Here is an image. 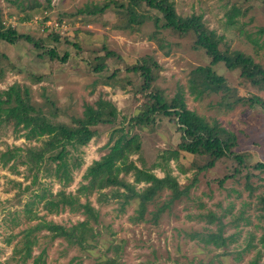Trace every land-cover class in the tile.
<instances>
[{"label":"trees","instance_id":"trees-1","mask_svg":"<svg viewBox=\"0 0 264 264\" xmlns=\"http://www.w3.org/2000/svg\"><path fill=\"white\" fill-rule=\"evenodd\" d=\"M254 1L264 7V0ZM44 2L46 5L42 7L40 14L50 8V0ZM18 8L24 14L26 10L32 14L41 9V6L34 0L27 8ZM246 13L237 4L231 5L224 12L223 27L245 39L258 53L264 49V27L258 28L253 35L245 32V24L240 20ZM31 14L25 15L20 21H30ZM77 14L114 18L115 22L109 29L120 31H137L146 22H150L154 30L148 35V40L154 41L164 50L165 55H169L170 49L160 37L162 32L169 31L180 38L191 36V48L202 52L210 62L207 66L192 69L186 87L179 86L174 95L167 98L158 86L160 66L152 56L144 55L129 64L106 46L88 52L89 57L83 62L85 69L97 77L94 84L100 82L106 87H119L131 94L136 113L122 118L112 101L99 97L92 104L84 103L79 116H69L67 121H62L58 120L59 109L47 98L40 105L32 103L27 85L15 83L0 90V134L10 133L13 141H24L20 146L6 145L5 149L0 150V169L23 178L22 182L9 180L11 188L7 191L16 190L17 196L29 195L21 211L8 213L9 217L4 219L5 227L10 229L5 237L6 246H11L12 241H16L12 245L8 263L27 264L31 261L32 264H45V249L33 256V248L38 245L40 234L50 242L61 239L68 247L85 253L96 248L99 232L94 226L98 224L99 212L88 199L93 195L99 207L112 200L117 202L121 212L125 207L136 204L132 222L140 223L144 221L147 207L167 191V199L152 213V220L156 222L160 214L170 209L174 202L187 198L196 182L194 178L190 185L180 186L168 167L170 161L177 163L182 174L187 169L179 165L181 158L192 157L190 167L198 173L213 169L223 160L234 162L232 174L224 175L217 181L220 187L227 180L240 176L242 171H246L247 180L250 170L264 172V162L252 163L249 152L235 151L238 139L233 132L222 127L217 119H206L189 110L185 99L186 93L195 102L215 97L214 106L220 111L229 112L236 108L260 109L264 115V68L252 56L232 50L224 35H217L207 27L201 14L188 17L178 15L171 0H103L100 4L85 6ZM47 19L49 18H43L44 21ZM62 20L60 15L57 21ZM49 36L52 43H47L41 36L19 33L15 27H5L0 10V42L9 45L18 42L29 44L36 61L49 64L65 65L72 56L80 55L82 47L78 42L57 32ZM217 64H223L228 71L237 70L243 84H247L256 94H240L223 76L215 72ZM16 72L20 74L23 71L16 69ZM129 74L135 75L137 81L133 82L125 77ZM25 75L33 84L43 79V75H34L29 71ZM163 120L173 125L179 133V141L174 148L158 153V162L145 167L141 160L142 136L139 132L145 129L153 132L157 126L162 125ZM124 121L125 126L122 125ZM101 129L108 130V138L99 149V159L86 167L77 189L67 192L66 189L73 181V173L82 165L80 149L97 137ZM134 156H137L136 160L132 159ZM155 168H161L164 175L156 176L153 172ZM41 179H47L48 182H42ZM23 182L29 183L23 186ZM53 182L59 187L55 193L49 188ZM33 187H36L35 191L32 190ZM257 200V210L260 212L258 222L263 220L264 223V193ZM37 205H41L39 210L44 216L58 215L68 210L80 215L82 220L68 227L47 222L43 216L38 217V213L33 211ZM213 220L214 218H208V224ZM33 221H36L35 225L14 234L20 223L26 225ZM222 232L223 226L218 221L216 233H209L200 238V241L215 249L235 242L231 237L223 238ZM105 250L110 251L113 256L104 255L95 264H120L121 246L112 245L110 249L107 246ZM251 251L253 255L246 264H264L263 228L259 237L248 235L243 252ZM239 256L241 253L237 254V260H240Z\"/></svg>","mask_w":264,"mask_h":264},{"label":"rangeland","instance_id":"rangeland-1","mask_svg":"<svg viewBox=\"0 0 264 264\" xmlns=\"http://www.w3.org/2000/svg\"><path fill=\"white\" fill-rule=\"evenodd\" d=\"M35 1L40 3L41 9L33 11L32 14L26 10L24 14L18 6L27 8L34 0H0L3 25L15 27L19 33L41 36L47 43H52L49 36L51 33L63 34L81 45V53L78 57L72 56L65 65L49 64L45 61H36L32 46L29 44L18 42L9 45L0 42V90L7 89L15 83L27 85L34 105L42 104L45 98L54 103L60 113L58 120L67 121L69 116H79L84 103L92 104L99 97L112 101L121 118L136 113V105L132 103L130 93L119 87L103 86L100 82L94 84L97 77L85 69L83 61L88 59V52L98 50L101 46H106L119 54L129 64L144 55L152 56L160 66L158 86L167 98H171L179 86L186 87L192 69L207 66L210 62L202 52L191 48L193 42L191 36L180 38L169 31L162 32L160 37L170 49L169 55H165L164 50H161L154 41L148 40V35L154 30L150 22H146L137 31H120L109 29L115 22L114 18L108 16L95 18L77 14L85 6L100 4L103 0H50V8L41 14L40 11L46 2ZM171 1L178 15L188 17L192 14H201L207 27L214 30L217 35H224L232 50L252 56L264 68V49L257 53L245 39L237 37L232 30L223 27L225 10L237 4L241 11H247L240 20L245 24V32L253 35L258 28L264 27L263 6L254 0ZM28 14H31L30 21H20ZM60 15L63 20L58 22L57 18ZM44 17L49 19L44 21ZM72 53L74 55V52ZM16 69L23 72L19 74ZM214 70L240 94H256L247 84H243L237 70L228 71L223 64H217ZM28 71L34 75H43V79L33 84L25 75ZM125 77L133 82L137 81L133 74ZM185 99L189 110L206 119H217L222 127L236 135L238 148L235 151L249 152L252 163L264 162V115L260 109L236 108L223 112L214 106L215 97L195 102L186 93ZM163 121L153 132H148L147 129L139 132L142 136L141 160L145 167L158 162L156 155L163 150L174 148L179 141V133L175 131L173 125L166 120ZM122 125L125 126L126 121ZM107 138L108 130L101 129L97 137L80 149L82 165L73 173V181L66 189L67 192H74L77 189L86 167L99 159L101 155L99 149L106 143ZM23 143V140L13 141L10 133L0 134V150L5 149L6 145L20 146ZM132 159L136 160L137 156ZM192 161V157L179 159V165L187 169L184 174L179 171L176 162H169L168 167L180 186L190 185L194 178L196 182L188 197L174 202L170 209L160 214L156 222L152 220V213L167 199V191L161 193L147 207L144 221L140 223L132 222L136 204L125 207L121 212L117 202L112 200L107 205L99 207L93 195L88 199L99 212L98 224L94 226L99 232L96 248L85 253L68 247L61 239L50 242L40 234L38 245L33 248V256L39 255L40 251L45 249V264H95L96 260L104 255L113 256L110 251L105 250L107 246L110 249L112 245H119L122 247L120 264H246L253 255L252 251L243 252L248 235L259 237L261 228L264 229L263 220L258 222L260 212L257 210V198L264 193V172L250 170L251 174L247 180L246 171H242L240 176L227 180L220 187L217 181L224 175L232 174L234 162L223 160L213 169L198 173L190 167ZM137 166H140V163H137ZM153 172L158 177L164 175L161 168H155ZM9 180L22 182L23 178L12 175L6 169H0V264H14L8 263V259L12 255V245L16 242L13 240L11 246H6L5 237L10 233V229L5 227L4 219L9 217L8 213L21 211L29 198L28 194L17 196L16 190L7 191L11 188ZM41 181L48 182L47 179ZM28 183L23 182L22 185ZM49 188L53 193L59 190L55 182L49 185ZM32 190L35 191L36 187ZM40 207L41 205H37L33 211L38 213V217L43 216L47 222L68 227L82 220L80 215L72 214L68 210L58 215L44 216L39 210ZM210 217L214 220L208 224ZM218 221L223 226L222 237H231L235 242L221 249L205 246L200 238L209 233H216ZM35 224L36 221L26 225L22 222L16 227L14 234ZM238 253H241L240 260H237ZM27 264L32 262L29 261Z\"/></svg>","mask_w":264,"mask_h":264}]
</instances>
